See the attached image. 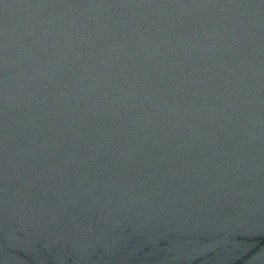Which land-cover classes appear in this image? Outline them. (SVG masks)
I'll return each mask as SVG.
<instances>
[{"label": "water", "instance_id": "obj_1", "mask_svg": "<svg viewBox=\"0 0 264 264\" xmlns=\"http://www.w3.org/2000/svg\"><path fill=\"white\" fill-rule=\"evenodd\" d=\"M0 264H264V0H0Z\"/></svg>", "mask_w": 264, "mask_h": 264}]
</instances>
